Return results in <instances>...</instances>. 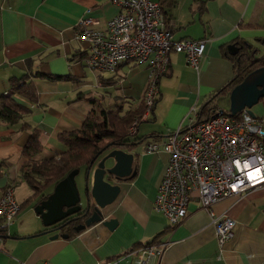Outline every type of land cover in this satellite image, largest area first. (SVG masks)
Listing matches in <instances>:
<instances>
[{"label":"crops","instance_id":"0c3cea01","mask_svg":"<svg viewBox=\"0 0 264 264\" xmlns=\"http://www.w3.org/2000/svg\"><path fill=\"white\" fill-rule=\"evenodd\" d=\"M155 1L172 39H204L205 50L197 69L187 65L184 53H169L154 105L141 121L148 124L137 126L141 134L136 137L142 140L129 151L135 173L116 181L118 195L102 208L104 220L115 221V226L95 222L64 236L44 227L33 211L54 186L35 194L22 178L23 148L31 129L39 130L42 145L33 159L57 157L67 149L58 135L79 129L87 114L138 108L148 69L134 60L120 62L114 72L94 70L86 63L89 46L77 36L78 22L90 16L98 21L95 27L104 29L106 20L119 11L110 0H0V96L9 91L10 78L22 75L36 93L35 101L12 95L29 110L17 123L0 118V159L7 163L0 192L12 185L22 204L1 242L0 264H264V185L213 205L215 214L235 222L232 236L219 245L210 215L196 196L186 217L172 229L153 209L168 156L144 150L147 143L164 142L170 132L187 125L191 108L197 112L233 78L228 45L245 52L249 44L255 58L264 55V0ZM228 95L218 98L221 109L223 99L229 106ZM251 109L264 128V97ZM147 242L167 245L160 255L140 260L136 250Z\"/></svg>","mask_w":264,"mask_h":264},{"label":"built area","instance_id":"2783aa9c","mask_svg":"<svg viewBox=\"0 0 264 264\" xmlns=\"http://www.w3.org/2000/svg\"><path fill=\"white\" fill-rule=\"evenodd\" d=\"M110 2L119 11L106 20L104 29L95 27L96 18L85 16L78 22L77 36L88 43L86 63L94 70L114 72L120 62L127 60L148 69L146 109L141 119L129 125L132 136L154 105L159 80L168 69L169 53H184L187 65L197 69L206 41L172 39L158 1ZM191 112L189 123L170 132L164 142L145 145L148 153L162 151L168 156L153 209L168 219L172 229L186 217L188 204L196 196L201 208L209 213L217 241L222 245L232 236L235 222L215 214L212 207L223 198L264 185V128L246 108L239 111L238 117L217 111L205 121L194 123L196 107ZM19 210L14 188L8 185L0 192V246ZM166 245L167 242L146 244L136 250V255L140 260L143 255L157 256Z\"/></svg>","mask_w":264,"mask_h":264},{"label":"trees","instance_id":"16d2710c","mask_svg":"<svg viewBox=\"0 0 264 264\" xmlns=\"http://www.w3.org/2000/svg\"><path fill=\"white\" fill-rule=\"evenodd\" d=\"M245 52L241 49L233 56H228L233 60V78L221 89L217 90L198 108L193 119L194 122L205 121L217 111L228 113L218 105V98L228 95L231 88L239 83L243 77L256 67L264 66V55L255 58L254 49L250 45ZM19 95L31 101L36 100L35 89L30 82L26 81V75L10 78V89L0 96V118L8 124L17 123L28 112V108L18 103L12 95ZM146 109L145 100L133 110H126L121 114L119 109L102 111L100 114L89 113L82 121L79 129L61 132L58 140L67 147L65 151L57 157L36 161L33 155L41 151L39 140V130L32 128L28 140L23 148V155L26 161L21 166L22 178L34 190L35 194L40 190H51L59 180H61L72 169L83 168L93 161L97 154L119 147L130 151L142 138L131 136L129 125L135 120L141 119ZM239 112L234 115L238 117ZM140 122V121H139ZM23 127L29 125L23 124ZM7 163L0 159V176L4 174ZM49 194V193H48ZM46 192L42 195L46 198ZM25 203H29L27 200ZM22 204L20 203V209ZM147 242L146 244H151ZM142 245V246H144Z\"/></svg>","mask_w":264,"mask_h":264},{"label":"water","instance_id":"95a60500","mask_svg":"<svg viewBox=\"0 0 264 264\" xmlns=\"http://www.w3.org/2000/svg\"><path fill=\"white\" fill-rule=\"evenodd\" d=\"M227 49L230 54L234 55L241 49V46L230 44ZM262 97H264V66L251 70L231 88L228 95V113L234 116L246 108L254 116L251 108ZM133 159L132 152L119 147H112L97 154L85 170L82 196L75 182L79 169L75 168L54 185L46 198L41 199L33 207V211L41 218L44 227H50L69 215L78 213L82 208L85 215L92 203L91 216L73 229L78 231L95 222H102L111 229L116 222L110 219L104 220L102 208L113 202L118 195L120 188L116 181L131 177L135 173L132 167Z\"/></svg>","mask_w":264,"mask_h":264},{"label":"flooded vegetation","instance_id":"af4514ba","mask_svg":"<svg viewBox=\"0 0 264 264\" xmlns=\"http://www.w3.org/2000/svg\"><path fill=\"white\" fill-rule=\"evenodd\" d=\"M92 203L90 204L88 211L84 215L83 208L78 213H74L69 215L68 217L62 219L60 222L54 224L53 226L47 227L50 230H55L56 232H60V234H68L73 230V228L79 224H83L84 221L91 216L92 212Z\"/></svg>","mask_w":264,"mask_h":264},{"label":"rangeland","instance_id":"374dc122","mask_svg":"<svg viewBox=\"0 0 264 264\" xmlns=\"http://www.w3.org/2000/svg\"><path fill=\"white\" fill-rule=\"evenodd\" d=\"M182 39V38H181ZM184 39V38H183ZM174 40H177V39H174ZM220 100V99H219ZM222 107L224 110H228V103L226 102V99H223V103H222ZM147 122V121H146ZM143 124H148V123H145V122H140L138 125H140V127L143 125ZM141 129V128H140ZM139 129V131H140ZM136 132L135 136H137L138 134H141V132ZM133 137V136H132ZM143 143L139 146V147H142ZM84 178H85V171L83 168H81V170L78 172V174L75 176V182H76V185L78 187V190L81 194V196L83 195V192H84V186H83V182H84Z\"/></svg>","mask_w":264,"mask_h":264}]
</instances>
